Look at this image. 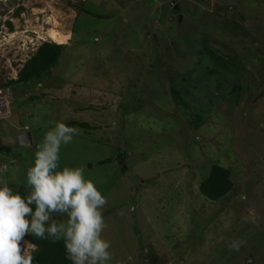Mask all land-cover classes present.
Listing matches in <instances>:
<instances>
[{
  "label": "rangeland",
  "instance_id": "1",
  "mask_svg": "<svg viewBox=\"0 0 264 264\" xmlns=\"http://www.w3.org/2000/svg\"><path fill=\"white\" fill-rule=\"evenodd\" d=\"M10 9L0 31L5 180L30 194L37 145L62 121L81 132L61 145L59 170L83 168L106 197L110 264H264V0H12ZM51 27L63 36L47 37ZM44 42L66 44L58 64L11 83ZM214 164L233 183L217 200L200 191Z\"/></svg>",
  "mask_w": 264,
  "mask_h": 264
},
{
  "label": "clouds",
  "instance_id": "2",
  "mask_svg": "<svg viewBox=\"0 0 264 264\" xmlns=\"http://www.w3.org/2000/svg\"><path fill=\"white\" fill-rule=\"evenodd\" d=\"M80 132L62 121L45 132L34 165L27 169L30 194L26 199L14 194L7 183L0 186V264H32L33 253L39 249L28 243L21 248L28 234L63 240L66 258L72 264H110L111 243L102 236L106 197L85 178L83 168L59 170L61 145L71 143ZM53 214L66 219H54ZM230 247L238 248L239 242L233 241Z\"/></svg>",
  "mask_w": 264,
  "mask_h": 264
},
{
  "label": "trees",
  "instance_id": "3",
  "mask_svg": "<svg viewBox=\"0 0 264 264\" xmlns=\"http://www.w3.org/2000/svg\"><path fill=\"white\" fill-rule=\"evenodd\" d=\"M55 33L60 34L61 32H51V35H56ZM62 37L63 35L60 34ZM66 44L50 43L44 42L38 49L37 54L29 61L23 68L22 72L10 81L11 83H20V82H29L37 78L45 77L49 75L50 69L57 65ZM213 56L220 62V65L224 68L235 66V62H228V59L225 60V57L215 54ZM235 61V59L233 60ZM0 86L9 87L8 84H3ZM3 150H2V149ZM7 148L0 146V151H5ZM8 151V150H7ZM0 156H3L0 153ZM4 157V156H3ZM6 160L8 158L6 157ZM9 161V160H8ZM121 162L123 159L121 158ZM230 171L219 164L212 165L209 176L202 181L200 185V191L209 197L211 200H217L227 194L233 186L232 181L230 180ZM11 188L13 183L9 181H4ZM18 187V186H16ZM14 194H20L26 199V190L23 191L14 190ZM34 210V207L30 205ZM27 239L28 246L35 245L38 247V251L33 253V262L36 264H72V262L66 258V249L63 243V240L53 241L51 238L41 239L32 234L25 236Z\"/></svg>",
  "mask_w": 264,
  "mask_h": 264
},
{
  "label": "built area",
  "instance_id": "4",
  "mask_svg": "<svg viewBox=\"0 0 264 264\" xmlns=\"http://www.w3.org/2000/svg\"><path fill=\"white\" fill-rule=\"evenodd\" d=\"M11 4H12V0H0V31L2 30V28L5 27L6 21L8 19H11V16H10V14H12V10L10 9ZM1 87L2 86H0V120L7 118L10 114L9 113L10 106H8L9 103L6 99V94H3L7 90L4 91L2 90ZM6 89H9V88L6 87ZM8 163L9 162L6 160L5 157L0 156V184L6 181L3 174L8 168ZM26 245H27V240H25V237H24V241L21 242V248L23 249L24 247H26Z\"/></svg>",
  "mask_w": 264,
  "mask_h": 264
},
{
  "label": "water",
  "instance_id": "5",
  "mask_svg": "<svg viewBox=\"0 0 264 264\" xmlns=\"http://www.w3.org/2000/svg\"><path fill=\"white\" fill-rule=\"evenodd\" d=\"M18 140L21 144L23 145H27L30 144L32 142V135L31 132L27 131V132H23L22 134H20L18 136ZM13 190H19V191H23L24 190V186L21 187H16V186H12Z\"/></svg>",
  "mask_w": 264,
  "mask_h": 264
},
{
  "label": "crops",
  "instance_id": "6",
  "mask_svg": "<svg viewBox=\"0 0 264 264\" xmlns=\"http://www.w3.org/2000/svg\"><path fill=\"white\" fill-rule=\"evenodd\" d=\"M55 31H57L56 27H51V28L48 30L46 36L48 37V36L51 34V32H55ZM58 31H59V30H58ZM61 33H63V32H61ZM66 35H67V34H66ZM69 39H71V36H70ZM69 39H67L65 42L68 43V42H69ZM65 42H63V43H65ZM31 135H32V134H31ZM7 161H8V160H7ZM8 162H10V161H8Z\"/></svg>",
  "mask_w": 264,
  "mask_h": 264
}]
</instances>
